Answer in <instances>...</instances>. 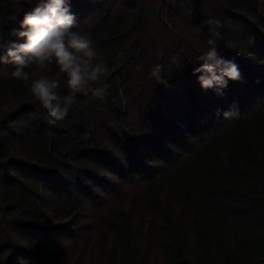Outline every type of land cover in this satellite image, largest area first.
Here are the masks:
<instances>
[{"label":"trees","instance_id":"16d2710c","mask_svg":"<svg viewBox=\"0 0 264 264\" xmlns=\"http://www.w3.org/2000/svg\"><path fill=\"white\" fill-rule=\"evenodd\" d=\"M37 2L0 0V55L23 42L14 32ZM68 3L77 30L119 65L102 81L103 98L78 94L67 117L50 126L11 66L0 64V264H112L110 247L119 264H264L261 0ZM210 18L223 23L220 54L242 74L223 96L202 90L193 75L203 51L190 34H200L206 50ZM125 62L129 75L120 69ZM155 64H163L167 86L150 76ZM32 70L60 80L67 94L58 68ZM129 80L145 84L134 122L120 90ZM233 104L237 117L214 115ZM133 189L142 190L133 197L138 214L124 199ZM142 213L151 215L146 224L159 222L155 262L138 229ZM62 248H70L65 261Z\"/></svg>","mask_w":264,"mask_h":264},{"label":"clouds","instance_id":"9594fccd","mask_svg":"<svg viewBox=\"0 0 264 264\" xmlns=\"http://www.w3.org/2000/svg\"><path fill=\"white\" fill-rule=\"evenodd\" d=\"M209 26L207 48L198 56V63L193 66V75L202 90H213L223 96L229 81L242 80L239 66L225 59L219 52L217 43L222 38L219 30L223 23L218 18L206 21ZM76 16L71 12L68 0H38L36 6L27 11L20 22L19 30L14 34L22 43H10L4 55H0V64L10 65V76L28 88L34 101L46 110V123L55 126L68 115L78 94L103 98L109 85L102 83L109 73V65L97 50L90 34L77 30ZM243 55L244 50H237ZM123 57V53L118 54ZM176 62V57H172ZM56 67L62 74L67 89L66 95L60 94L61 81L50 79L40 72H48ZM163 64H155L150 69V76L159 85L167 86V79L161 73ZM31 70V71H28ZM215 116L232 119L239 115L233 104L228 110L216 109ZM222 152L221 156H226ZM225 167L228 160H223Z\"/></svg>","mask_w":264,"mask_h":264},{"label":"rangeland","instance_id":"374dc122","mask_svg":"<svg viewBox=\"0 0 264 264\" xmlns=\"http://www.w3.org/2000/svg\"><path fill=\"white\" fill-rule=\"evenodd\" d=\"M260 8L264 12V0H261ZM263 14L261 13V15L263 17L262 20L264 22V15ZM231 27L232 26L230 24L229 29ZM199 35L200 34H198V33H191L190 34V38L201 51H205V48L201 45V41H200ZM241 46H243L244 48H247V49H251L252 44L250 43V45L248 46V45H246V44H244L242 42ZM100 48L102 50L101 54L103 55L104 48L103 47H100ZM97 50H98V47H97ZM103 57H104L105 61L108 63V65H109V73L114 71V69L116 68L114 66H118L119 65L118 63L112 62L106 56H103ZM251 61L254 62L252 59H251ZM120 67H122L120 69L125 74H128V70L124 71L125 68L128 69V67H129L128 66V62L122 63V65H120ZM51 69L53 70V67ZM51 69L48 72H46V73H51ZM109 73L103 78V80H105L107 78ZM125 83H127V84L125 86H124V84H122V87L120 89L121 90V97H122V99H123V101L125 103V106L131 108L132 111L130 113V119H131L130 122H134V121H136V118H137V111H136V107L134 105H135L136 98L138 96V90L140 88L138 86L139 85L143 86L145 84L142 83L140 80H131V81L129 80V81H125ZM182 130H184V127L182 128ZM164 144H165V142H164ZM141 191L142 190H139V189H137V190L133 189V190L128 192V193L131 194V196L128 194V196L124 197V199L130 198V206L136 207L137 212H135V214H138V211L140 210V207H141V203L139 202V200H138V202H136L133 199V197L136 195V198H139V194H141ZM150 217H151V215L142 213L140 216L136 217V220L138 222L139 231L143 232L144 234H146L149 237L150 241H151L150 245H149V247L152 249L151 260H152V262H155V261H157V259H160V258L162 259V257H161L162 256V254H161L162 248L158 246V234L157 233L159 231L157 229L159 228V222H157V224H156V222H152L150 225L146 224L145 220H149ZM72 250L73 249L71 248V251ZM61 251L63 253H62V256L60 257V261L67 260L70 257V248H62ZM108 252H109V255H108L109 259H111V262H113L112 264H119L118 257H117V255L115 253L116 250L113 247H110ZM91 258L94 261L97 258V255L94 254Z\"/></svg>","mask_w":264,"mask_h":264}]
</instances>
